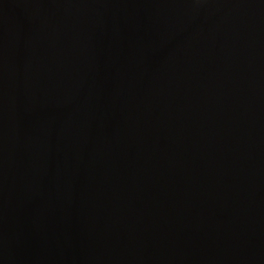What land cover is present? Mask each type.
I'll use <instances>...</instances> for the list:
<instances>
[{
    "label": "water",
    "instance_id": "95a60500",
    "mask_svg": "<svg viewBox=\"0 0 264 264\" xmlns=\"http://www.w3.org/2000/svg\"><path fill=\"white\" fill-rule=\"evenodd\" d=\"M0 264H264V0H0Z\"/></svg>",
    "mask_w": 264,
    "mask_h": 264
}]
</instances>
